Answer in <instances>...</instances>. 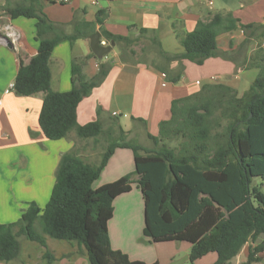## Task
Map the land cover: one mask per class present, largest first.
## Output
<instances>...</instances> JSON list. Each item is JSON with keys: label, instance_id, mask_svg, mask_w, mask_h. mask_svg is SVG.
Masks as SVG:
<instances>
[{"label": "trees", "instance_id": "1", "mask_svg": "<svg viewBox=\"0 0 264 264\" xmlns=\"http://www.w3.org/2000/svg\"><path fill=\"white\" fill-rule=\"evenodd\" d=\"M26 1V5L2 10L10 19L35 20L38 49L27 63L20 62L14 94H43L37 121L46 139L57 141L74 131L80 139H92L96 144L105 138L107 143L96 165L70 152L61 155L45 206L39 208L32 202L16 222L0 224V261L8 263L18 257L19 238L46 247L47 236L75 244L88 264H146L113 250L108 235L112 203L130 191L134 175L144 200L143 234L152 242H187L190 263L216 253L213 264H229L251 242L243 264L264 263L257 256L264 251V239L256 243L264 234V48L258 47L247 62L246 67H255L259 73L243 95L224 84H210L173 101L170 118L159 124L157 136L147 135L153 147L146 148L127 140L118 125L105 131L99 119L77 124L78 104L103 82L112 65L109 62L101 63L96 75L88 78L83 73L88 56L75 59L71 89L61 93L50 88L49 59L54 47L88 37L95 23H103L105 13L97 12L94 24L78 22L71 34H64L40 12L37 0ZM236 28L237 21L229 13L215 14L179 37L181 53L167 55L158 41L151 40V44L168 62L187 60L202 65L209 58L226 56L218 50L216 37ZM253 28L259 26H241L244 31ZM100 32L107 44L113 41L118 47L121 61L125 55H136L132 47L146 33L139 30L137 37H124ZM180 75L181 71L168 79L177 83ZM99 112L98 108V116ZM175 140L179 141L176 150L168 148L166 142ZM119 148L132 151L133 174L93 188ZM36 223L40 231L35 229ZM44 257L52 259L48 251Z\"/></svg>", "mask_w": 264, "mask_h": 264}, {"label": "crops", "instance_id": "2", "mask_svg": "<svg viewBox=\"0 0 264 264\" xmlns=\"http://www.w3.org/2000/svg\"><path fill=\"white\" fill-rule=\"evenodd\" d=\"M27 3L26 0H0V14L4 8ZM37 3L40 12L64 34H71L75 23L94 24L97 12H104L103 23L91 27L93 33H100V44H107L102 30L124 37H137L139 30L146 31L132 47L136 55H125L122 61L116 45V51L101 60L95 58L88 39L93 33L73 43L62 41L54 47L49 59L50 88L54 92L71 89L73 60L88 56L83 73L92 78L101 63L114 56L118 59L103 82L78 104L76 121L80 126L99 119L105 131L116 129L118 125L127 140H149L147 135L157 136L159 124L170 118L173 101L196 94L210 84H224L241 96L259 73L257 68L246 66L253 52L258 47L264 48V0H217L211 8L196 0H70L66 4L37 0ZM228 13L237 21V28L220 32L216 37L218 50L225 57L209 58L202 65L187 60L168 62L151 44V40L158 41L167 55L181 53V35L192 32L199 22L209 21L215 14ZM0 17L3 19L0 27L11 26L20 38L16 48L0 43V224H10L19 219L30 203L39 208L45 206L62 154L70 152L91 164L90 157L99 143L80 139L74 132L57 141L46 139L37 121L43 94L19 97L13 91L4 93L14 82L20 62L27 63L36 54L38 41L34 19ZM247 25L259 28L241 29ZM180 71L179 81L170 82L168 78ZM134 168L132 151L116 149L93 188L131 175ZM136 179L133 175L130 191L116 197L112 203L113 215L108 222L111 248L126 254L131 261L146 264H171L188 256L191 245L187 242L154 243L144 236V200ZM250 247L251 242L246 243L229 264L245 263ZM48 252L52 255L50 260L44 257L45 248L41 247L36 263L30 261V253L25 252L27 261L24 263L88 264L82 251L71 244ZM19 255L11 262L0 261V264H24L19 261ZM257 256L264 258V251ZM216 259V253H208L193 263L189 260L185 263L213 264Z\"/></svg>", "mask_w": 264, "mask_h": 264}, {"label": "rangeland", "instance_id": "3", "mask_svg": "<svg viewBox=\"0 0 264 264\" xmlns=\"http://www.w3.org/2000/svg\"><path fill=\"white\" fill-rule=\"evenodd\" d=\"M0 16H6L5 14H0ZM2 22H3V19H1L0 17V26L2 25ZM71 132H74V131H71ZM70 133V132H69ZM129 141H132L134 143H137L139 145H142V146H148V147H153V144L151 141L145 139V138H134L132 140L129 139ZM106 140L105 138H101L100 141H99V144L97 146V149H96V152L95 153H98V154H92V156L90 157V163L93 164V165H96L98 164L99 160H100V154L103 152V149L106 145ZM178 143L179 141L175 140V141H171V142H166V145L168 148L170 149H175L177 148L178 146ZM94 157V158H93ZM263 192H264V189H262ZM35 229L37 231H40V227L38 225V223H36L35 225ZM46 238V241H47V246L44 247L45 248V251H52L54 250V247H61V246H66V244H70V243H67L65 241H59V240H54V239H51L47 236H45ZM19 243H20V247H21V252H20V255H19V261L22 263H24L25 261H27L26 257H24V253L25 252H29L30 253V257H32V259L30 261H34L35 263L37 262V255H38V252L39 250H41V247L40 245H38L37 243L35 242H30L24 238H19ZM71 245H74L75 244H71ZM78 250H80L78 248ZM43 251V249H42ZM24 257V258H23ZM80 258V257H78ZM86 258V256L84 255L83 259ZM25 264V263H24ZM185 264H188V263H185Z\"/></svg>", "mask_w": 264, "mask_h": 264}, {"label": "water", "instance_id": "4", "mask_svg": "<svg viewBox=\"0 0 264 264\" xmlns=\"http://www.w3.org/2000/svg\"><path fill=\"white\" fill-rule=\"evenodd\" d=\"M100 33L94 32L92 35L89 36V47L94 55L95 58L101 60L104 57H106L108 54L111 53V51H116L115 43L113 41L109 42L108 44H100ZM5 45L8 48H12V45L5 40ZM110 64H114L118 62V59L116 56L108 60ZM264 239V234H261L258 239L256 240V243H260ZM186 261H188V256H184L183 258H180L178 260L173 261L171 264H184Z\"/></svg>", "mask_w": 264, "mask_h": 264}, {"label": "built area", "instance_id": "5", "mask_svg": "<svg viewBox=\"0 0 264 264\" xmlns=\"http://www.w3.org/2000/svg\"><path fill=\"white\" fill-rule=\"evenodd\" d=\"M53 3L57 4H66L70 0H50ZM198 2L204 3L208 8H211L215 1L217 0H196ZM19 34L12 29L11 26L7 25L4 28L0 27V43L5 44V40L8 41L13 47H17L19 42ZM102 45L105 44L104 42L101 43ZM13 91V83L9 84L8 88L4 91L5 94L10 93ZM1 106V100H0Z\"/></svg>", "mask_w": 264, "mask_h": 264}]
</instances>
